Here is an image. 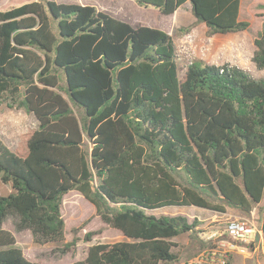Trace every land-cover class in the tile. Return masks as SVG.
<instances>
[{"label":"trees","instance_id":"trees-1","mask_svg":"<svg viewBox=\"0 0 264 264\" xmlns=\"http://www.w3.org/2000/svg\"><path fill=\"white\" fill-rule=\"evenodd\" d=\"M134 1L173 16L190 3L212 35L248 32L264 70V21L252 31L240 19L242 0ZM255 1L264 16V0ZM8 7H0V104L34 114L38 127L14 151L0 139V179L12 189L0 195V264H37L1 228L10 217L37 242L64 243L63 197L73 190L125 237L93 244L74 264H181L174 239L197 238L201 222L149 212L232 207L249 216L260 207L264 79L202 60L180 74L170 34L134 28L93 5ZM205 247L200 241L199 252Z\"/></svg>","mask_w":264,"mask_h":264},{"label":"rangeland","instance_id":"rangeland-1","mask_svg":"<svg viewBox=\"0 0 264 264\" xmlns=\"http://www.w3.org/2000/svg\"><path fill=\"white\" fill-rule=\"evenodd\" d=\"M57 4H83L93 5L98 10L121 20L119 15H125L133 21L127 22L132 27L149 26L162 30L170 34L177 48V63L180 74L190 61L202 60L211 65L239 66L248 71L256 79H264V70H259L254 61L253 55L255 45L253 38L248 32L215 34L210 33L209 28L204 23L197 22L192 13L191 4L187 3L173 15H164L153 7L140 6L134 0H125L126 5L118 6L119 0H54ZM10 4L17 6V0H2L0 7L8 10ZM129 4H131V7ZM261 5L255 0H242L241 20L251 23V30L259 29L264 16L262 15ZM123 21V20H121ZM136 23V24H135ZM185 49V52H183ZM74 110L79 117L84 115L79 108ZM38 127V121L34 114L27 113L23 109L11 108L7 103L0 104V139L11 150H16L21 143L22 136L30 129ZM12 191L10 185H5L0 179V195H7ZM76 190H73L63 197L62 215L65 219V241L64 243L37 242L28 229H19L18 219L8 218L3 224L2 229L12 233L19 246L30 261L37 264H74L83 260L88 253L90 246L98 242L114 243L122 241L125 237L121 232L110 228L102 222L96 214V209L92 203L86 200ZM261 207L264 208V199L260 207L253 209L255 217L261 222ZM230 217H245L240 210L229 207ZM156 216H177L182 215L192 222L197 219L201 226L223 224L226 217L221 213L210 212L195 206L189 207H168L149 212ZM252 213L249 216L251 217ZM85 224L83 227L82 225ZM78 233L74 229L79 228ZM88 232H94L91 241L85 240ZM78 238L74 246L66 248V244ZM174 241L178 244L175 249L180 262L195 258L200 252V240L198 236L185 234ZM260 264H264V259L258 257ZM232 264H258L255 259H246L235 255Z\"/></svg>","mask_w":264,"mask_h":264},{"label":"built area","instance_id":"built-area-1","mask_svg":"<svg viewBox=\"0 0 264 264\" xmlns=\"http://www.w3.org/2000/svg\"><path fill=\"white\" fill-rule=\"evenodd\" d=\"M251 213V217H230L223 224L197 227L198 239L206 247L181 264H229L235 255L255 259L260 264L258 257L264 259V230L255 212Z\"/></svg>","mask_w":264,"mask_h":264},{"label":"crops","instance_id":"crops-1","mask_svg":"<svg viewBox=\"0 0 264 264\" xmlns=\"http://www.w3.org/2000/svg\"><path fill=\"white\" fill-rule=\"evenodd\" d=\"M121 3H119L118 4V6L119 7H121L122 5H126V2H125V0H119ZM130 6H131V4H129ZM131 7H133V6H131ZM180 11H178V13H179ZM176 16V14L174 15V17ZM178 16V15H177ZM176 16V18L178 19V17ZM118 17H120V19L121 20H123V21H127V22H132L133 23V21L131 20V19H129L128 17H126L125 15H119ZM136 24V23H135ZM136 27H140V26H136ZM211 212V211H210ZM216 213V212H215ZM229 211H228V213H225V214H223L225 217H226V219H228V218H230V216H229Z\"/></svg>","mask_w":264,"mask_h":264}]
</instances>
